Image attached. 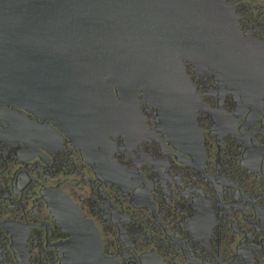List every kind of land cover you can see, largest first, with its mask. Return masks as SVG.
<instances>
[{
    "label": "flooded vegetation",
    "instance_id": "1",
    "mask_svg": "<svg viewBox=\"0 0 264 264\" xmlns=\"http://www.w3.org/2000/svg\"><path fill=\"white\" fill-rule=\"evenodd\" d=\"M221 2L175 57L180 111L139 90L88 136L0 101V264H62L73 210L115 264H264V0Z\"/></svg>",
    "mask_w": 264,
    "mask_h": 264
},
{
    "label": "water",
    "instance_id": "2",
    "mask_svg": "<svg viewBox=\"0 0 264 264\" xmlns=\"http://www.w3.org/2000/svg\"><path fill=\"white\" fill-rule=\"evenodd\" d=\"M169 1L178 10L166 11ZM221 1L0 0V101L31 105L88 136L99 135L117 104L133 102L139 90L165 111H180L187 96L175 89V57L185 41L197 42L203 24L224 23L213 18ZM167 15L177 16V25L163 26ZM176 28L183 43L165 39ZM72 212L62 264H115L102 254L93 225Z\"/></svg>",
    "mask_w": 264,
    "mask_h": 264
}]
</instances>
